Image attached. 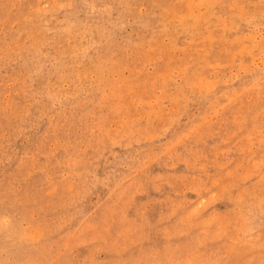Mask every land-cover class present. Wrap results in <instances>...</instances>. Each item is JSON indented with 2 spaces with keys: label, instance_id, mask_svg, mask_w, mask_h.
Masks as SVG:
<instances>
[{
  "label": "rangeland",
  "instance_id": "obj_1",
  "mask_svg": "<svg viewBox=\"0 0 264 264\" xmlns=\"http://www.w3.org/2000/svg\"><path fill=\"white\" fill-rule=\"evenodd\" d=\"M0 264H264V0H0Z\"/></svg>",
  "mask_w": 264,
  "mask_h": 264
}]
</instances>
